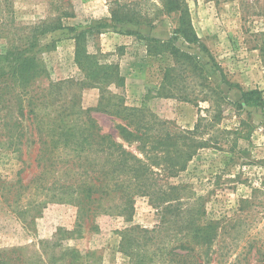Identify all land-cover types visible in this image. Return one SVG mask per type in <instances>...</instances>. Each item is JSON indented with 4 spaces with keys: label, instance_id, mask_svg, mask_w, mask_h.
Returning <instances> with one entry per match:
<instances>
[{
    "label": "rangeland",
    "instance_id": "obj_1",
    "mask_svg": "<svg viewBox=\"0 0 264 264\" xmlns=\"http://www.w3.org/2000/svg\"><path fill=\"white\" fill-rule=\"evenodd\" d=\"M115 1L0 0V55L33 47L37 39L23 54L29 64L37 65L35 75L26 74L33 82L28 99L20 108L14 98L9 112L0 105V175L31 182L18 202L12 196L0 197V264H264V109L223 105L220 122L198 136L209 143L198 148L185 168L172 169L171 159L176 161L177 155L165 152L173 148L179 132L194 129L201 115L217 112L213 101L197 105L180 96L202 98L210 85L233 102L248 89L258 88L264 96V0H184L205 47L182 37L177 44L200 59L210 85H200V78L188 72L176 82L171 97L159 95L171 60L151 54L146 38L170 39L180 11L160 12L163 0H118L154 21L114 26L109 18ZM101 22L109 25L99 28ZM38 25H44V33H38ZM71 27L92 30L84 42L86 52L114 63L121 83L107 81L104 93L99 86L81 85L85 74L76 62V33ZM10 76L8 67L2 81L11 82ZM68 79L76 84L54 92L48 88L50 80ZM110 93L123 97L128 106L151 111L165 125L146 114L152 126L147 138L125 140L126 121L112 113L118 110L117 97L110 100ZM0 95L10 98L7 89ZM31 96L36 97V117L28 114ZM73 98L79 100L77 105ZM72 106L94 108L90 115L102 134L149 162L144 192L133 193L131 211L117 190L93 213L81 214V206L68 195H59L63 201L50 200L41 211H18L29 201L51 197L52 190L46 196V189L36 188L42 181L35 178L44 169V161H38L44 136L36 130L48 128ZM160 140L163 145L157 143ZM186 140L179 139L178 146H187ZM114 176L112 184L134 180L129 170L114 171ZM130 190L131 186L125 189Z\"/></svg>",
    "mask_w": 264,
    "mask_h": 264
},
{
    "label": "trees",
    "instance_id": "obj_2",
    "mask_svg": "<svg viewBox=\"0 0 264 264\" xmlns=\"http://www.w3.org/2000/svg\"><path fill=\"white\" fill-rule=\"evenodd\" d=\"M115 6L111 7V16L109 20L117 26L118 24H151L154 19L138 16L136 10L127 2H121L116 0ZM160 12H174L180 11V15L177 18V26L174 30L173 36L168 40H162L155 37H147L148 51L155 55H166L170 58V63L164 68L163 79L159 89V95L171 97L175 95L172 91L174 87H178L176 82L179 79L185 78L186 73L190 72L194 77L200 78V85L207 87L206 82L209 80V76L206 74V67L202 64L200 59L193 53H190L182 49L177 44V40L182 37L189 43L199 44L201 47H205L202 44L201 39L194 29L191 21V17L187 12L186 3L184 0H163V8H159ZM109 25V22H101L98 27L102 28ZM53 27V26H52ZM38 33H44V25H38ZM53 28H62V26H54ZM75 31L76 36V62L79 64L81 71L85 74L84 79L80 82L82 86L92 85L99 86L103 89V85L107 81H118L121 83L123 77L117 72L114 63L98 61L94 54L86 52L84 42L86 40L87 32L92 30ZM37 38V34L35 35ZM37 39L32 46L36 45ZM29 46L25 49L17 50L16 52L10 51L6 54L0 55V90L7 89L10 93V98L0 99V105L8 112L12 109V101L14 98L18 100V106L21 108L25 96L30 94L29 87H32L33 82H30L26 78V74L32 71V75L36 74L37 65L33 66L29 64L27 58L23 57L27 51L33 49ZM32 59V58H31ZM8 64V65H7ZM11 68V82H3L2 78L6 74V69ZM9 78V76H8ZM7 78V79H8ZM76 84L75 80L68 79L62 81L50 80L48 88L53 92L57 88H61L65 85ZM210 85V83L208 84ZM28 87V88H27ZM209 91V92H208ZM202 98L194 96L189 98L186 95L180 96L183 99L193 100L197 105L200 101H210L217 107V112L211 117L201 115L193 130L179 132L178 138L180 140L187 139L190 143L182 146H178V140L172 145V149L165 150L167 154L175 151L177 160L171 159L172 169H182L187 166L188 161L194 156L199 147H203L209 143V140H203L199 138L200 134L206 133L217 125L222 116L225 104L234 105L237 108L254 107L264 109V96L263 91L258 88L248 89L242 91V97L240 101L233 102L228 96L219 88L210 85V88ZM36 96V94H34ZM22 96V98H21ZM35 96L29 97V103L33 106L29 110L28 114L33 113L36 115L34 108ZM110 100L117 97V103H114L117 107L116 112H112L121 116L126 121V127L123 126L122 130L125 133L124 139L127 141H133L137 139L143 140L144 137L149 135V130L152 128L150 122L146 120V114H151L155 117V114L149 110H145L143 107H133L125 104L124 98L119 97L118 94H109ZM1 97V95H0ZM102 99L106 98L104 94ZM12 99V100H11ZM74 99V104L77 105L79 100ZM102 103V100L100 104ZM94 108H83L79 106L75 109L72 106L67 109V112L60 114L58 117H54L52 123L48 128L37 127V134L39 139L42 140L39 145L38 154L40 155L38 160L44 161L43 171L37 181L36 188L38 190H47L45 195H49L51 191V197L44 201H29L26 207L20 208L18 211L22 214L29 213L32 210L41 211V209L50 201L57 200L63 201L64 198L60 196L68 195L71 202H75L81 206V214L93 213L97 211L104 204L110 194L117 190L121 192V195L125 198L124 207H129L130 211L133 209V193H143L146 178V174L150 171L149 162L141 159L130 151H128L123 144H120L113 140L111 135L102 134L101 129L97 127L90 115L91 110ZM97 109H100L97 107ZM103 111H110L105 108ZM7 112V115H8ZM2 118V117H1ZM2 119H5L3 117ZM157 125H165V121L158 120L156 118ZM36 118H33V122ZM137 123V124H136ZM138 124H140L138 126ZM134 125L136 127H134ZM134 127L133 130H129L127 127ZM138 133H140L138 135ZM147 138V137H146ZM202 139V140H200ZM158 144L163 145V141H157ZM186 147H189L188 149ZM143 149H146V145H143ZM117 152V155L115 153ZM41 153V154H40ZM46 157V158H45ZM167 159V158H166ZM133 172V179H127L128 182L112 184L114 171L119 173ZM152 173V171H151ZM130 174V173H129ZM21 178L18 181H9L0 175V197L8 199L12 196L15 202H18L21 197L22 189L28 190L31 187V182L22 183ZM134 189L133 192L125 191L126 188ZM146 189V188H145ZM60 195V196H59ZM58 197V198H55ZM36 202V203H35ZM17 211V212H18ZM120 212H124L122 209ZM126 215H131L129 212ZM129 218L131 216H128Z\"/></svg>",
    "mask_w": 264,
    "mask_h": 264
}]
</instances>
